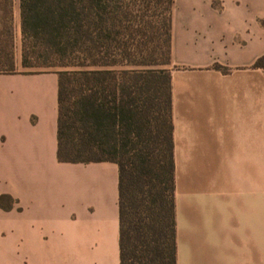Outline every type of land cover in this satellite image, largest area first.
Here are the masks:
<instances>
[{"label":"crops","instance_id":"obj_1","mask_svg":"<svg viewBox=\"0 0 264 264\" xmlns=\"http://www.w3.org/2000/svg\"><path fill=\"white\" fill-rule=\"evenodd\" d=\"M222 2L174 0L178 264H264V0ZM58 92L0 73V264H120L119 166L59 161Z\"/></svg>","mask_w":264,"mask_h":264},{"label":"trees","instance_id":"obj_2","mask_svg":"<svg viewBox=\"0 0 264 264\" xmlns=\"http://www.w3.org/2000/svg\"><path fill=\"white\" fill-rule=\"evenodd\" d=\"M15 4L0 0V73L20 72ZM173 7L174 0H19L22 65L47 68L24 71L59 75V161L119 166L120 264H178ZM254 67L264 69V54ZM0 203L11 209L15 199L4 193Z\"/></svg>","mask_w":264,"mask_h":264},{"label":"rangeland","instance_id":"obj_3","mask_svg":"<svg viewBox=\"0 0 264 264\" xmlns=\"http://www.w3.org/2000/svg\"><path fill=\"white\" fill-rule=\"evenodd\" d=\"M15 11H16V18H15V23H16V33H15V42H16V49H15V58H16V63L18 66V69L20 70H31V71H45L47 68H25L22 65V35L20 31V16H19V0H16L15 4ZM54 69V68H53ZM55 69H62V68H55ZM54 75L50 74L49 76Z\"/></svg>","mask_w":264,"mask_h":264}]
</instances>
